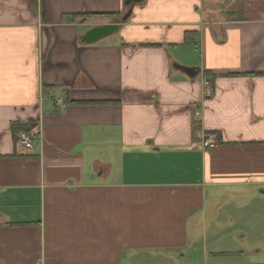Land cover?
I'll use <instances>...</instances> for the list:
<instances>
[{"label":"crops","instance_id":"1","mask_svg":"<svg viewBox=\"0 0 264 264\" xmlns=\"http://www.w3.org/2000/svg\"><path fill=\"white\" fill-rule=\"evenodd\" d=\"M126 1L0 0V264H264V0Z\"/></svg>","mask_w":264,"mask_h":264},{"label":"water","instance_id":"2","mask_svg":"<svg viewBox=\"0 0 264 264\" xmlns=\"http://www.w3.org/2000/svg\"><path fill=\"white\" fill-rule=\"evenodd\" d=\"M140 2L141 0H127L125 2V6L127 8H130ZM131 13H132V10H129V12L125 16H123L121 20L115 21L105 26L93 28L92 30L88 31L85 34V36L82 38V42L86 44H93L109 35H113L119 30L120 25L128 20ZM176 68L191 78L196 77L197 74L199 73V70L197 68H189V67L180 66V65H177Z\"/></svg>","mask_w":264,"mask_h":264},{"label":"built area","instance_id":"3","mask_svg":"<svg viewBox=\"0 0 264 264\" xmlns=\"http://www.w3.org/2000/svg\"><path fill=\"white\" fill-rule=\"evenodd\" d=\"M205 86H206V94L208 96H211L212 95L211 83L209 81H205ZM17 142L23 148H31L33 146V141L31 137L25 131L17 135ZM201 143L204 149H209V150L215 149L219 145L218 135L216 133H209L203 137Z\"/></svg>","mask_w":264,"mask_h":264},{"label":"trees","instance_id":"4","mask_svg":"<svg viewBox=\"0 0 264 264\" xmlns=\"http://www.w3.org/2000/svg\"><path fill=\"white\" fill-rule=\"evenodd\" d=\"M51 90V88L46 87L44 92H46V94ZM29 124L28 123H14L12 124V132L13 134H19L21 132H23L26 128H28Z\"/></svg>","mask_w":264,"mask_h":264}]
</instances>
